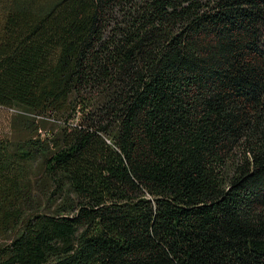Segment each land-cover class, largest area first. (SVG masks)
<instances>
[{
  "label": "trees",
  "instance_id": "obj_1",
  "mask_svg": "<svg viewBox=\"0 0 264 264\" xmlns=\"http://www.w3.org/2000/svg\"><path fill=\"white\" fill-rule=\"evenodd\" d=\"M0 264H264V0H0Z\"/></svg>",
  "mask_w": 264,
  "mask_h": 264
},
{
  "label": "rangeland",
  "instance_id": "obj_2",
  "mask_svg": "<svg viewBox=\"0 0 264 264\" xmlns=\"http://www.w3.org/2000/svg\"><path fill=\"white\" fill-rule=\"evenodd\" d=\"M14 114L12 110L0 108V137L9 133L10 119Z\"/></svg>",
  "mask_w": 264,
  "mask_h": 264
}]
</instances>
